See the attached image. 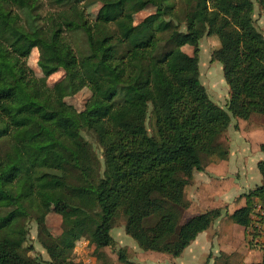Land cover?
Returning <instances> with one entry per match:
<instances>
[{"label": "trees", "instance_id": "1", "mask_svg": "<svg viewBox=\"0 0 264 264\" xmlns=\"http://www.w3.org/2000/svg\"><path fill=\"white\" fill-rule=\"evenodd\" d=\"M47 1L59 10L0 0V264H69L83 238L102 252L115 243L120 216L139 248L181 255L223 213L183 220L194 171L228 156L220 138L231 118L264 117V33L255 19V3L264 17V0H96L94 20L84 0ZM204 35L227 46L212 52L228 86L224 106L200 80ZM188 44L192 54L182 49ZM33 48L41 77L26 62ZM59 69L63 77L48 85ZM83 87L91 95L78 111L64 98ZM84 134L95 137L102 163ZM257 169L260 183L229 214L246 229L255 228L258 204L264 223V159ZM46 205L61 217L56 236L44 224ZM29 217L44 262L27 254ZM260 249L259 262L244 264H264ZM118 259L130 263L121 249Z\"/></svg>", "mask_w": 264, "mask_h": 264}, {"label": "rangeland", "instance_id": "2", "mask_svg": "<svg viewBox=\"0 0 264 264\" xmlns=\"http://www.w3.org/2000/svg\"><path fill=\"white\" fill-rule=\"evenodd\" d=\"M44 11H58L59 9L51 5L47 0H39ZM84 9V13L89 20H94L100 6L96 0H84L80 3ZM182 2L177 3V10L182 8ZM81 7V8H82ZM154 11L153 7H147L134 15V23H138L147 14ZM179 14V11H178ZM180 15V14H179ZM182 18V16L180 15ZM255 19L260 30L264 33V17L260 13L259 6L255 3ZM199 71L200 80L206 87L212 100L224 106L228 99V86L224 80L222 66L220 62L212 59V52L215 50L226 49L227 46L221 43L216 36L204 35L199 43ZM182 49L192 54L193 45L188 44ZM39 50L33 48L27 57V65L32 73L37 76H43L42 69L38 65ZM64 75L62 69L57 70L46 78L48 85H53ZM91 93L87 87H83L76 93L66 96V103L72 105L76 110L80 111L84 108ZM245 123H248L245 126ZM243 133L249 134L246 143H239L238 139L230 142V150L233 146H237L240 151H235L230 158L228 168L225 169L224 161L220 158H210L208 161L209 172L194 171L193 181L186 188V198L189 201L188 208L183 213V220L190 214L201 213L206 210L224 207L222 219L216 225L217 220H213L211 225L201 232L190 245L185 248L180 256H171L166 253L155 251H145L130 238L124 230V218L117 217L111 229V235L114 239L112 246L106 247L102 252H96L89 244L88 240L83 238L76 244L72 252V256L68 260L69 264H125L118 259V250L124 251L129 260V264H206V261L214 260L216 264H244L248 262L260 261L259 253L262 252L260 246L264 244V223H260L261 227L247 228L242 233V227L235 224L230 219L228 212H231L236 206L235 192H247L259 184L261 181L260 173L256 163L260 159H264V149L258 148L263 141L260 135L254 133V128L260 127L261 134L264 131V117L258 114L251 116L248 120L239 118H231L230 127L221 136L220 140L227 144L229 138L232 137L235 127L241 129ZM258 129V131H260ZM250 131V132H249ZM239 133L235 131L237 136ZM97 152L99 159L101 148L96 139L92 135L84 134ZM235 150V148H234ZM234 152V151H233ZM211 159H213L211 161ZM250 167V169L248 168ZM225 169V170H222ZM235 183V184H234ZM235 186H234V185ZM234 186V187H233ZM228 202L229 204H225ZM61 217L57 214L52 205L45 206L44 224L46 229L54 236L61 232ZM28 234L26 238V246H32V250L27 254L41 261L48 259V254L38 240V224L33 217H29L24 221ZM255 229V230H254ZM253 232V234H251ZM254 238V239H253ZM97 258V259H95Z\"/></svg>", "mask_w": 264, "mask_h": 264}, {"label": "crops", "instance_id": "3", "mask_svg": "<svg viewBox=\"0 0 264 264\" xmlns=\"http://www.w3.org/2000/svg\"><path fill=\"white\" fill-rule=\"evenodd\" d=\"M248 120V119H247ZM248 123H245V126L247 125ZM245 126L243 127V128H241L240 130L239 129H237L236 127H235V129L233 130V134H232V137L231 138H229L228 140H226L227 141V144H228V146H229V154H228V156L225 158V159H222V158H220V157H213L214 159L215 158H220L222 161H224V167H225V169L226 168H228L227 166L229 165V163L230 162H232V161H230V158H231V156H232V154H234V153H236L237 151H240L239 149H238V147L237 146H233L232 148H233V150H230V142L231 141H233L234 140V138L235 139H238L239 140V143H241L242 141V143L244 144V143H246L247 142V140L250 138L249 137V134H245V133H243V132H241V130H243V129H245ZM229 127H230V125H229ZM229 127L227 128V130L229 129ZM258 129H260V127H258L257 126V128H254V130H252V131H254V133L255 134H257V136L258 135H260L262 138L261 139H263V141L262 142H260V143H258V142H256V144L257 145H259L258 146V148H260L261 150H262V148H261V145H264V131L262 132V134H261V129H260V131H258ZM237 130V132L239 133L237 136L235 135V131ZM250 132V131H249ZM234 148H235V150H234ZM234 151V152H233ZM236 151V152H235ZM213 159H211V161H212ZM219 160V159H218ZM259 161V160H258ZM257 161V162H258ZM208 165L209 164H207L206 165V167H205V169L203 170V171H198V172H209V168L210 167H208ZM256 166H257V163H256ZM249 169H250V167H248ZM225 169H222V170H225ZM193 174H195V173H193ZM261 176V175H260ZM235 184V183H234ZM233 184V185H234ZM256 185H258V184H256ZM235 186V185H234ZM233 186V187H234ZM250 190V189H249ZM248 190V191H249ZM244 193H246V192H240V193H237V192H235L234 194H236V196H233L232 195V197L233 198H235L234 200H235V202H236V206H234V208L232 209V211L231 212H233L236 208H238V207H240V206H242L243 204H244V202H245V199H244V197L242 196ZM225 204H229L228 202H226ZM217 208H221V207H217ZM223 208L224 207H222L221 209H222V212L224 211L223 210ZM212 209H214V208H212ZM231 212H228V215L231 213ZM193 214H197V213H193ZM193 214H190L188 217H190L191 215H193ZM222 216V215H221ZM218 217L219 218V220L217 221V223H216V225H218L219 224V221L222 219V217ZM187 217V218H188ZM186 218V219H187ZM218 218H216L215 220H217ZM242 227V230H243V232L242 233H245V231H246V228L245 227H243V226H241ZM163 254V253H162ZM182 254V253H181ZM259 255H260V257H262V252H260L259 253ZM180 256V255H179ZM260 260H261V258H260ZM256 262H259V261H256ZM214 263V260H210L209 262L208 261H206V264H213Z\"/></svg>", "mask_w": 264, "mask_h": 264}, {"label": "built area", "instance_id": "4", "mask_svg": "<svg viewBox=\"0 0 264 264\" xmlns=\"http://www.w3.org/2000/svg\"><path fill=\"white\" fill-rule=\"evenodd\" d=\"M262 215H263V209H262L261 205L258 204V205L255 206V214H253L254 221H256L254 223V227L255 228L256 227H258V228L261 227L260 223H262V222H260V218L262 217Z\"/></svg>", "mask_w": 264, "mask_h": 264}]
</instances>
